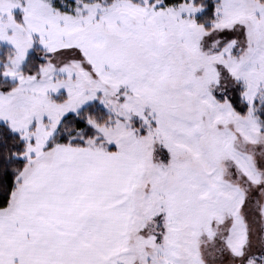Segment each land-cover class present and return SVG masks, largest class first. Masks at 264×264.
I'll return each mask as SVG.
<instances>
[{
    "label": "snow or ice",
    "instance_id": "snow-or-ice-1",
    "mask_svg": "<svg viewBox=\"0 0 264 264\" xmlns=\"http://www.w3.org/2000/svg\"><path fill=\"white\" fill-rule=\"evenodd\" d=\"M0 264H264V0H0Z\"/></svg>",
    "mask_w": 264,
    "mask_h": 264
}]
</instances>
